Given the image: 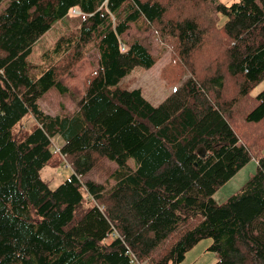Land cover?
I'll use <instances>...</instances> for the list:
<instances>
[{
	"label": "trees",
	"instance_id": "1",
	"mask_svg": "<svg viewBox=\"0 0 264 264\" xmlns=\"http://www.w3.org/2000/svg\"><path fill=\"white\" fill-rule=\"evenodd\" d=\"M74 7L84 18L78 32L30 62L38 40ZM216 9L227 16V70L242 78L229 102L240 99L245 122H264V90L249 96L264 78V0ZM164 12L153 0H10L0 11V264H180L203 238L212 239L214 264H264V130L261 145L245 140L229 105L208 94L224 77L208 85L175 74L180 85L158 105L141 88L119 84L136 66L156 62L139 41L123 50L121 34L141 18L162 23ZM165 29L177 32L175 55L184 58L203 41L195 19ZM91 43L98 68L77 110L45 112L39 100L54 87L63 92L60 76ZM29 114L37 124L18 137L14 129ZM64 154L70 174L52 188L43 170ZM253 158L256 173L217 202L218 188ZM99 159L117 165L111 186L82 180Z\"/></svg>",
	"mask_w": 264,
	"mask_h": 264
},
{
	"label": "rangeland",
	"instance_id": "2",
	"mask_svg": "<svg viewBox=\"0 0 264 264\" xmlns=\"http://www.w3.org/2000/svg\"><path fill=\"white\" fill-rule=\"evenodd\" d=\"M10 0H3L0 4V11L4 9ZM158 1L165 8L162 23L148 26L144 18L136 23L131 22L130 27L120 36L122 49H128L130 43L139 41L143 43L153 53L156 62L150 68L142 65L136 66L119 83L122 88H141L143 94L158 105L169 97L180 84L177 83L173 75L182 76L185 80L192 75L198 82H209L218 76L224 77L223 83L217 84L212 91L209 88V95L214 101L229 105L228 116L237 128L241 137L245 140H254L257 145H261L258 140L260 131L264 130V122L249 124L245 122L239 111L240 99L236 103H230L229 99L236 95L238 82L242 78H233L229 75L228 48L231 41L224 32L223 23L227 16L222 11H217V4L231 5L239 0H153ZM185 19H195L198 22L200 39L203 40L187 58L175 55L179 51V40L177 32L168 31L165 26L168 22H180ZM84 20L82 11L74 7L69 11L67 17L54 23L53 27L41 37L35 44L29 61L36 64L42 62V53L55 46L62 36H70L78 32ZM165 24V26H164ZM173 55L175 57L173 58ZM173 58V59H172ZM172 60V61H171ZM99 53L95 43L88 45L83 57L77 62L68 73L60 76V80L66 86L63 92L56 87L46 92L39 100L43 110L49 114L70 115L78 108V100L84 96L90 79L95 75L98 68ZM167 74H171L168 77ZM172 79H175L174 81ZM178 79V78H177ZM264 90V78L257 83L250 91L249 96L255 97ZM254 104L251 105L253 107ZM37 124L32 115H27L14 131L18 137L31 131ZM56 140L57 151L60 152V139ZM54 150V149H53ZM255 155V154H254ZM65 154L54 157L52 162L43 170V178L52 188L57 187L65 180L69 171L66 167H71L69 157ZM258 159V156L255 155ZM253 158L242 169H240L230 180L223 184L214 193V199L225 202L231 195L236 193L257 171V161ZM133 160V159H132ZM116 163L106 159H99L94 169L90 170L82 177V180L91 179L99 183L111 186L114 181L111 179V172L116 168ZM119 231V229L117 228ZM117 231V232H118ZM174 240V237L167 241L156 255L164 251ZM212 244L211 238H203L194 245L186 254V258L180 264H209L212 256L217 253L209 248ZM217 259L211 263L214 264Z\"/></svg>",
	"mask_w": 264,
	"mask_h": 264
},
{
	"label": "water",
	"instance_id": "3",
	"mask_svg": "<svg viewBox=\"0 0 264 264\" xmlns=\"http://www.w3.org/2000/svg\"><path fill=\"white\" fill-rule=\"evenodd\" d=\"M199 152L202 156L206 155L205 150L202 147L199 149Z\"/></svg>",
	"mask_w": 264,
	"mask_h": 264
},
{
	"label": "crops",
	"instance_id": "4",
	"mask_svg": "<svg viewBox=\"0 0 264 264\" xmlns=\"http://www.w3.org/2000/svg\"><path fill=\"white\" fill-rule=\"evenodd\" d=\"M216 259H217L216 256H212V259L209 264L213 263Z\"/></svg>",
	"mask_w": 264,
	"mask_h": 264
}]
</instances>
